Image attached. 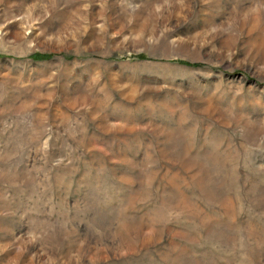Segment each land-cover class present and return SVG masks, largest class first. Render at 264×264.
I'll return each mask as SVG.
<instances>
[{
    "label": "rangeland",
    "instance_id": "rangeland-1",
    "mask_svg": "<svg viewBox=\"0 0 264 264\" xmlns=\"http://www.w3.org/2000/svg\"><path fill=\"white\" fill-rule=\"evenodd\" d=\"M0 264H264V0H0Z\"/></svg>",
    "mask_w": 264,
    "mask_h": 264
}]
</instances>
